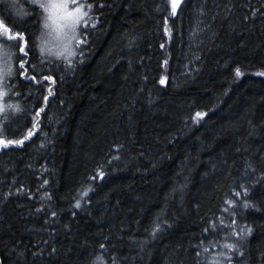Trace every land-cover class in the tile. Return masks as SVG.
<instances>
[{
    "label": "trees",
    "instance_id": "1",
    "mask_svg": "<svg viewBox=\"0 0 264 264\" xmlns=\"http://www.w3.org/2000/svg\"><path fill=\"white\" fill-rule=\"evenodd\" d=\"M82 1L65 58L36 2L0 0L34 49L0 130L24 140L0 147V263L264 264V0Z\"/></svg>",
    "mask_w": 264,
    "mask_h": 264
},
{
    "label": "snow or ice",
    "instance_id": "2",
    "mask_svg": "<svg viewBox=\"0 0 264 264\" xmlns=\"http://www.w3.org/2000/svg\"><path fill=\"white\" fill-rule=\"evenodd\" d=\"M180 4V0H171V7H172V14H176L177 7ZM38 7L42 9L45 13H49V15L44 17L43 20V27L45 29H53L55 30L60 39H62L64 43V50L68 52V55H75V52L68 47L69 44H71L73 39H76L78 34V26L83 24L85 30L87 29L88 25L86 23L85 18L88 16V13L85 11V8L91 9L93 6L91 4H84L80 2V0H43V2H39ZM62 21V23H61ZM16 25L13 24V27ZM93 27H95V24H93ZM0 30L6 31L8 33V36L10 39H15L17 42V46L19 49V56H26L29 51H34V49L28 45L27 41L30 39V36L24 37L23 33H15L13 35L11 28L8 27V25L3 21L0 20ZM51 32H42L41 33V44H40V52H51V48L46 47L49 44V40L46 39L47 36H50ZM77 44H82L84 41L76 39ZM62 53L60 51H57L55 55L59 56ZM0 55H3L4 59L3 62L0 63V100H3V98L7 97L9 92L11 91L10 88L5 86V81L8 77H12L16 74H18L21 77H26V73L28 69L25 67L26 64H30V61H26L23 58H19V65L17 68H14L11 63V53L8 51H3L0 53ZM83 53H81V56ZM69 63H71L69 61ZM35 69L33 68V71ZM237 76L241 75L239 72V69H237L236 72ZM261 75H264V73H261ZM31 80H35V75L30 77ZM45 80H51L54 82V78L51 76L43 77ZM163 83V80L161 81ZM45 101L47 100V97H44ZM5 108H12L14 112L20 111V108L18 105H10V104H2L0 105V111H3ZM41 110H36V115H39ZM205 114L201 112L196 113V118L203 117ZM35 126V125H34ZM32 131L29 130L28 137L32 135ZM27 138V137H25ZM24 143V140H4L3 138H0V147H6L8 145L12 144H22ZM101 176H103V173H100ZM239 195V193H237ZM77 207H79V202L77 203ZM244 207L247 208L249 205L247 202H245ZM223 223V221H221ZM235 221H233V224ZM159 225H157V228ZM155 231V229H154ZM207 231V229H206ZM247 232H251V228L247 229ZM226 247L228 249H233L238 247L235 244H227ZM220 255H224V253H221ZM214 264H220L218 260L214 261Z\"/></svg>",
    "mask_w": 264,
    "mask_h": 264
},
{
    "label": "rangeland",
    "instance_id": "3",
    "mask_svg": "<svg viewBox=\"0 0 264 264\" xmlns=\"http://www.w3.org/2000/svg\"><path fill=\"white\" fill-rule=\"evenodd\" d=\"M31 1L34 3L36 2L37 4H39V2H43V0H31ZM80 2L83 3L82 0H80ZM47 15H49V13H45V16H47ZM61 23H62V21H61ZM79 27H80V25L78 26V30H79ZM42 32H51V35L46 37V39L49 40V44L46 47L51 48L52 51L51 52L46 51V52H44L45 54H47L48 56H57V55H55V53L57 51H60L62 54L59 56H63L65 58H68V57L70 58V55H68V52L66 50H64V43L65 42L62 39H60L58 33L55 30L45 29L43 27ZM12 33H13V35L15 34V32H13V31H12ZM76 39L80 40L79 33L77 34ZM76 39H73L71 44L68 45V47L70 49H72L75 53L77 52V47H75V45L77 44ZM15 43L17 44L15 39H10L8 36V33L6 31L0 30V53H2L3 51L6 50L12 54L11 55V63H12L14 68H15V65H14L13 56H14V52L16 49L14 46ZM40 44H41V39H40ZM3 59H4L3 55H0V63L3 62ZM13 78H14V76L7 78V80L5 81L6 87L10 88L9 82H11V80ZM10 92H9L7 97L3 98V100H0V105H2V104H10V105H14V106L16 105V103L11 101V99L9 98ZM10 113H14L12 108H5L3 111H0V130H1V124L3 122L7 121L8 114H10ZM85 191H86V189H85ZM216 258H219V256H217Z\"/></svg>",
    "mask_w": 264,
    "mask_h": 264
},
{
    "label": "water",
    "instance_id": "4",
    "mask_svg": "<svg viewBox=\"0 0 264 264\" xmlns=\"http://www.w3.org/2000/svg\"><path fill=\"white\" fill-rule=\"evenodd\" d=\"M183 1H184V0H180V4H179V6L181 5V3H182ZM179 6L177 7V10H178ZM177 10H176V12H177ZM0 264H1V263H0Z\"/></svg>",
    "mask_w": 264,
    "mask_h": 264
}]
</instances>
